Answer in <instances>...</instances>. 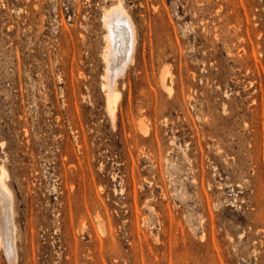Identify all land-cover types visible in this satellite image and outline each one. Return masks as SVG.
<instances>
[{
  "label": "rangeland",
  "instance_id": "obj_1",
  "mask_svg": "<svg viewBox=\"0 0 264 264\" xmlns=\"http://www.w3.org/2000/svg\"><path fill=\"white\" fill-rule=\"evenodd\" d=\"M1 167L15 264H264V0H0Z\"/></svg>",
  "mask_w": 264,
  "mask_h": 264
},
{
  "label": "bare ground",
  "instance_id": "obj_2",
  "mask_svg": "<svg viewBox=\"0 0 264 264\" xmlns=\"http://www.w3.org/2000/svg\"><path fill=\"white\" fill-rule=\"evenodd\" d=\"M102 25L105 31L104 74L102 89L105 94L106 110L114 114L119 95L116 90L118 80L134 62L135 33L129 14L120 2L104 9ZM164 78L162 79V82ZM168 90V89H167ZM169 92L171 90H168ZM7 173L0 168V250L8 264H15V227L13 221L12 194L6 185Z\"/></svg>",
  "mask_w": 264,
  "mask_h": 264
}]
</instances>
